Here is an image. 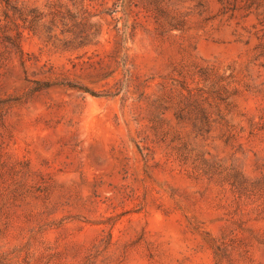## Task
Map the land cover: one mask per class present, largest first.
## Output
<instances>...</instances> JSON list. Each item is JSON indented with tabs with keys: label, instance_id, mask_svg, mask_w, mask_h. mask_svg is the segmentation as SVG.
<instances>
[{
	"label": "rangeland",
	"instance_id": "rangeland-1",
	"mask_svg": "<svg viewBox=\"0 0 264 264\" xmlns=\"http://www.w3.org/2000/svg\"><path fill=\"white\" fill-rule=\"evenodd\" d=\"M0 264H264V0H0Z\"/></svg>",
	"mask_w": 264,
	"mask_h": 264
},
{
	"label": "trees",
	"instance_id": "trees-1",
	"mask_svg": "<svg viewBox=\"0 0 264 264\" xmlns=\"http://www.w3.org/2000/svg\"><path fill=\"white\" fill-rule=\"evenodd\" d=\"M7 3H8V5H9V2H7ZM61 85H66V86L71 87V88H74V89H81V88H77V86H75V85H73V84H70V83H66V84L61 83Z\"/></svg>",
	"mask_w": 264,
	"mask_h": 264
}]
</instances>
